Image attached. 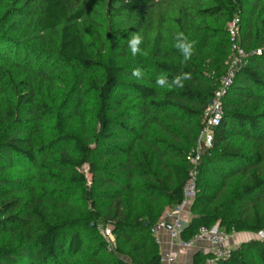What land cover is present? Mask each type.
Listing matches in <instances>:
<instances>
[{
    "label": "trees",
    "instance_id": "trees-1",
    "mask_svg": "<svg viewBox=\"0 0 264 264\" xmlns=\"http://www.w3.org/2000/svg\"><path fill=\"white\" fill-rule=\"evenodd\" d=\"M234 43L247 57L202 149L184 240L264 231V0H0V264H162L157 225L185 198ZM181 73L183 87L156 84ZM216 264H264V241Z\"/></svg>",
    "mask_w": 264,
    "mask_h": 264
},
{
    "label": "built area",
    "instance_id": "built-area-1",
    "mask_svg": "<svg viewBox=\"0 0 264 264\" xmlns=\"http://www.w3.org/2000/svg\"><path fill=\"white\" fill-rule=\"evenodd\" d=\"M229 33L233 41H235V39L240 36L241 28L240 19L238 17H236L229 24ZM233 49L235 53L230 62L228 74L222 78L220 88L216 93L212 103L206 110L205 128L200 134L198 147L196 150L191 151L187 156V160L192 166V171L190 173L191 179L185 187V198L181 204L165 213V215L158 222L156 230L157 232L160 230H166L171 239V244L181 248L192 247L198 242L208 243L211 247L209 253L212 254V257L207 260L206 264H216L219 260L230 257L232 250L234 249L228 244L230 234L225 232L223 229H220L218 226H215L211 229L203 227L194 238L190 240H184L182 237V232L186 223L183 218V213L186 211V208L191 206L195 198L197 192L196 180L202 149L210 148L213 145V128L221 121L223 97L233 84L234 69L247 57V54L240 48L238 44L234 43ZM261 52V50H257L256 53L261 54ZM102 232L110 244H115V237L109 227H105ZM157 241L160 244L158 236ZM161 261L162 264H182L174 253H162Z\"/></svg>",
    "mask_w": 264,
    "mask_h": 264
},
{
    "label": "clouds",
    "instance_id": "clouds-1",
    "mask_svg": "<svg viewBox=\"0 0 264 264\" xmlns=\"http://www.w3.org/2000/svg\"><path fill=\"white\" fill-rule=\"evenodd\" d=\"M176 44L175 47L181 52L184 58V62L186 63L191 59L193 54V49L195 42L188 41L187 37H185L184 33H177L176 35ZM143 42V38L139 33H133L129 40L128 46L131 50L133 56L138 54H142V49L140 45ZM146 54V53H144ZM143 75L142 70L140 68H135L132 72V76L136 77L137 79L141 78ZM190 78V73H181L180 75H176L171 83L168 81V77L166 75H160L156 78V84L159 87H165L166 85L170 88L172 86L183 87V81Z\"/></svg>",
    "mask_w": 264,
    "mask_h": 264
},
{
    "label": "crops",
    "instance_id": "crops-1",
    "mask_svg": "<svg viewBox=\"0 0 264 264\" xmlns=\"http://www.w3.org/2000/svg\"><path fill=\"white\" fill-rule=\"evenodd\" d=\"M189 209L190 208H188V211ZM186 213L187 210L183 213V216ZM190 218L191 216H189L188 221L190 220ZM156 235L159 237L160 240L161 253H174L182 264H194V256L197 252L201 251L209 253L211 248L210 245L206 242H198L197 244L189 248H181L178 246H174L171 244V239L166 230H160L157 232Z\"/></svg>",
    "mask_w": 264,
    "mask_h": 264
},
{
    "label": "rangeland",
    "instance_id": "rangeland-1",
    "mask_svg": "<svg viewBox=\"0 0 264 264\" xmlns=\"http://www.w3.org/2000/svg\"><path fill=\"white\" fill-rule=\"evenodd\" d=\"M85 172L86 173L88 172V167H85ZM186 210H187V213L184 214V217H183L185 223L188 221L189 216H191L190 209L188 211V208H186ZM252 239H258V240H263L264 241V231L261 232V233H258V234L247 233V232L230 234V237H229V240H228V244L230 246H232L233 248H236L239 245H241L242 243L248 242V241H250Z\"/></svg>",
    "mask_w": 264,
    "mask_h": 264
}]
</instances>
